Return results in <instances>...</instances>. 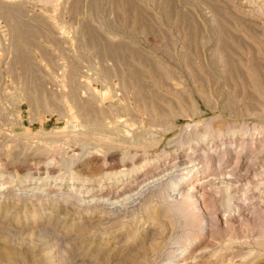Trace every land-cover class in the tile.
<instances>
[{"label": "rangeland", "instance_id": "obj_1", "mask_svg": "<svg viewBox=\"0 0 264 264\" xmlns=\"http://www.w3.org/2000/svg\"><path fill=\"white\" fill-rule=\"evenodd\" d=\"M0 264H264V0H0Z\"/></svg>", "mask_w": 264, "mask_h": 264}, {"label": "bare ground", "instance_id": "obj_2", "mask_svg": "<svg viewBox=\"0 0 264 264\" xmlns=\"http://www.w3.org/2000/svg\"><path fill=\"white\" fill-rule=\"evenodd\" d=\"M232 169V168H231ZM230 170V169H229ZM235 170V169H234ZM231 171V170H230ZM230 171H228V172H230ZM224 172V171H223ZM230 174V173H229ZM232 174H234V173H232ZM181 206V205H180Z\"/></svg>", "mask_w": 264, "mask_h": 264}]
</instances>
